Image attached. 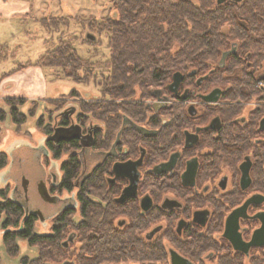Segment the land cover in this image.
<instances>
[{"label": "flooded vegetation", "instance_id": "af4514ba", "mask_svg": "<svg viewBox=\"0 0 264 264\" xmlns=\"http://www.w3.org/2000/svg\"><path fill=\"white\" fill-rule=\"evenodd\" d=\"M242 1L214 0V4ZM228 45L218 58L219 65L224 51L229 52L223 65L233 54H237L236 65H251L248 53L238 54V39H230ZM204 78L195 79L196 87L182 85L181 79L176 92L168 89L169 82V92L156 90L139 117L116 108L108 115L113 128L103 116L87 122L82 111H56L50 132H42L32 144L24 142L29 153L8 154V162L0 169L2 186L9 187V196L23 211L22 219L31 217L33 225L50 220L49 232L61 213L71 210L69 217L78 221L79 192L98 176L100 187H90L84 194L102 207H113L112 226L131 232L134 241L149 248L162 244L163 264H172V251L190 264H264V114L256 122L250 116L263 102L251 101L250 106L241 101V111L230 119L234 121L223 122L216 104L226 102L222 99L226 88L204 89ZM257 82L256 87L264 90V80ZM215 87L222 91L218 100L204 101L201 95ZM72 125L78 137L52 139L55 127ZM58 146L61 150L56 153ZM72 153L77 169L64 183L62 164ZM139 158L136 186L119 201L135 171L121 165L117 172L114 165ZM243 164L248 168L246 178ZM68 229L62 245L74 251L76 233ZM66 260L75 264L73 259ZM122 263L138 264L117 262Z\"/></svg>", "mask_w": 264, "mask_h": 264}, {"label": "trees", "instance_id": "16d2710c", "mask_svg": "<svg viewBox=\"0 0 264 264\" xmlns=\"http://www.w3.org/2000/svg\"><path fill=\"white\" fill-rule=\"evenodd\" d=\"M111 5L112 13L101 16L94 26L98 32L107 34L109 72L108 79L103 82L102 93L109 96L80 101V109L97 119L103 116L113 128L114 122L108 121L112 118L108 116L110 113L121 108L133 111L137 117L143 115L145 101L153 99L156 90L169 92L167 84L171 82L173 73L179 71L183 75L182 85L196 87L195 79L203 75L202 88L208 89L212 85L226 88L222 96L226 102L216 104L223 122L234 121L230 119L241 111L239 103L244 100L263 102L250 112L251 122H256L264 114V90L255 85L257 81L264 80V70H260L264 60V0L222 4H214V0H111ZM38 19L48 32L59 29L60 24L54 23L57 16L44 15ZM63 22L66 24L68 18ZM50 37L44 39L45 50L34 62H17L16 67L7 72L32 64L69 68L71 75L75 76L78 69L89 64V60L78 56L66 40L54 45ZM87 39L93 42L95 37ZM230 39H238V54L248 53L251 65H236L234 58L237 54L231 55L223 66L218 64V58L229 47ZM5 56L1 48L0 61L5 60ZM3 75L0 74V79ZM18 99H4L8 111L0 107V123L9 114L19 132L26 114L18 109V105L23 103ZM173 106L178 105L175 103ZM80 116L82 114H78ZM36 124L44 133L51 130L49 124H43L42 116ZM74 143L72 141L71 145ZM61 146L56 153L60 152ZM6 158V152L1 150L0 169L6 165ZM77 163L76 155L72 153L62 164L64 183L70 182ZM100 182L95 176L81 188V219L74 222L69 217L71 210L61 213L47 234L35 232L33 219H22L23 211L9 196L8 186L0 187V229L4 230L2 242L6 251H15L12 249L15 239L24 238L31 245L42 243L44 246L39 248L35 258L23 257L21 264H49L67 258L73 259L75 264L121 261L163 264L162 244L155 243L149 248L146 243L134 241L131 232L112 226L113 207H102L87 198L84 193L89 192L90 187L96 188L94 186ZM69 227L74 229L79 243L74 251L62 245Z\"/></svg>", "mask_w": 264, "mask_h": 264}, {"label": "rangeland", "instance_id": "374dc122", "mask_svg": "<svg viewBox=\"0 0 264 264\" xmlns=\"http://www.w3.org/2000/svg\"><path fill=\"white\" fill-rule=\"evenodd\" d=\"M29 1H31L36 11V15H33L36 18L29 20L23 27H20L21 29L14 28L13 24H16V22H11L8 31L1 38L3 53L6 55V59L12 63V66L16 67L17 62L23 64L34 62L39 54L45 50L44 39L49 38L50 35L54 45L59 44L60 40L61 42L66 40L74 48L78 56L89 60V64L85 68L78 69L75 76L71 75L69 68L40 66L47 80L46 96L48 97L46 98H28L13 95L0 96V107H3L6 111H8V107L4 99L18 97V100L23 102L18 105V109L26 114L25 122L21 124L19 132L16 131V125L10 120L9 114L0 123V151L6 152V162L9 159L8 154L25 155L29 153L23 143L32 144L36 139L40 138L42 131L36 124V120L39 117L42 116L43 124L51 126L54 123L56 111L72 108L76 113L84 112L87 122H95V117L80 109L79 102L90 101L91 98L98 99L109 96L102 93L103 82L108 79L109 72L107 34L98 32L94 26L99 22L101 16L112 13L111 0ZM44 15L57 16V20L54 23L60 24L59 29H53L51 32L46 31L38 19ZM59 16L63 17L59 18ZM64 18H68L66 24H63ZM88 32L94 35L95 40L93 42L88 41L86 37ZM12 59L16 61L13 62ZM260 70H264V60ZM0 74H6V72ZM2 77L0 80H2ZM257 83L260 85V82ZM1 85L3 86L0 82ZM7 86L9 85L7 84ZM7 86L5 87L6 89ZM251 101L255 100L248 101L250 106L253 104ZM195 105L197 104L195 103ZM15 143H17L16 146L14 145ZM62 157L65 158L66 156L63 155ZM2 174L3 170H0V187H3ZM73 218L78 220V215L75 214ZM50 224V220L45 221V225L37 221L34 224V231L38 234H47L50 230ZM3 232L4 230L0 229V264H21L23 257L35 258L39 253V248L44 246L42 243L31 245L24 238H16L14 241L15 245L14 247L12 246L15 251L8 253L2 242ZM78 245V242L74 244V246ZM105 264H117V262Z\"/></svg>", "mask_w": 264, "mask_h": 264}, {"label": "crops", "instance_id": "0c3cea01", "mask_svg": "<svg viewBox=\"0 0 264 264\" xmlns=\"http://www.w3.org/2000/svg\"><path fill=\"white\" fill-rule=\"evenodd\" d=\"M33 15H36V11L29 0H0V49L3 46L1 38L8 31L10 23L16 22L13 24L14 28L21 29L20 27L29 20L36 18ZM12 61L16 60L12 59ZM11 68L13 66L8 59L0 61V73L7 72ZM0 82L3 84L0 86V96L13 95L40 99L48 97L46 76L38 65H27L19 70L7 72Z\"/></svg>", "mask_w": 264, "mask_h": 264}, {"label": "water", "instance_id": "95a60500", "mask_svg": "<svg viewBox=\"0 0 264 264\" xmlns=\"http://www.w3.org/2000/svg\"><path fill=\"white\" fill-rule=\"evenodd\" d=\"M239 1V0H237ZM87 37L89 39H93L94 36L92 34H87ZM229 51H224L222 53V56H221V59H220V65H223V62H224V59L226 57V55L228 54ZM182 79V73L179 72V71H176L173 73V76H172V80L171 82L168 84V89L171 90V91H174L176 92L177 91V88H178V85L180 83ZM201 79H199V82H200ZM221 89L218 88V87H215L213 88L211 91H209L207 94H203L201 95V98L206 101V102H215L218 100L220 94H221ZM190 109L192 108V105H190L189 107ZM215 122L217 121V119H214ZM213 120V121H214ZM261 123L263 124L264 123V118L261 120ZM75 126L76 125H72V126H68V127H63V126H58V127H55L54 129V132L52 134V139H54L55 141L57 140H61V139H69L71 137H78L79 134L75 132ZM209 127V126H208ZM207 127V128H208ZM187 136V134H186ZM141 163V158H139L138 160L134 161V162H127V163H123V164H120V165H114V169L115 171H119V167L121 165L125 166V168L127 167H132V169L135 171V174H133L130 179H131V184L129 187H126L121 196L118 198L119 201H122L123 199H125L127 196L130 195V193H132V189H134V187L136 186V182H137V174H138V171H137V166L140 165ZM241 168H242V174H243V177L246 178L247 177V174H248V168L246 167V165H241ZM73 235L71 234L69 236V239H72ZM254 238V236H253ZM65 246L67 245V240L64 241L63 243ZM171 263L172 264H190V263H187L184 259H182L181 257H179L178 255H176L175 252H171ZM51 264H73L72 261H62L60 263H51Z\"/></svg>", "mask_w": 264, "mask_h": 264}]
</instances>
